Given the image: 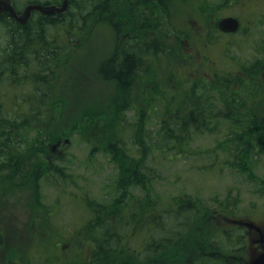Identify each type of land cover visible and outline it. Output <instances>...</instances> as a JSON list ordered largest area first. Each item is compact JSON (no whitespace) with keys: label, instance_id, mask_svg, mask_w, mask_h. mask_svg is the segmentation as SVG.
<instances>
[{"label":"rangeland","instance_id":"374dc122","mask_svg":"<svg viewBox=\"0 0 264 264\" xmlns=\"http://www.w3.org/2000/svg\"><path fill=\"white\" fill-rule=\"evenodd\" d=\"M133 1L136 0H121L123 10H131L136 28L140 21ZM221 1L214 0L212 10L216 13H205L202 9L198 13L197 5L201 6L198 0L169 5L165 18L186 35L181 39L173 36L164 37L167 40L163 41L162 38L165 49L171 52L145 57L128 76V81L120 84L123 94L117 82L109 79V76L113 77L114 67H109L107 76L103 68L112 57H118L116 64L121 62L125 42L122 40L119 44L106 23L94 30L81 45L80 41H75L65 51L66 63L54 67V84L49 89L47 82L42 86L43 91L48 90L54 97V107L49 113L56 108L63 112H54L50 116L52 123L43 128L53 130L54 141H57L74 122L83 121L82 114L86 112L96 110V114L103 112L109 117L105 124L87 123L79 132L71 133V144L52 161H48L47 156L44 167L47 173L37 181L22 187L6 189L0 186V264H9L5 259L8 254L12 257L11 264H89L88 258L94 249L98 250L95 252L97 257L103 255L101 245L91 239L92 235H88L87 245L83 242V237L90 234L89 228L84 226L87 220L96 216L97 212L93 211L96 209L103 211L100 212L103 218L113 222L108 234L118 233L117 226L121 233L117 236L121 240L116 242L121 252L110 255L109 260L96 259V264H142L146 255L140 252L139 246L147 238L140 234V224L137 220L127 223L130 216L122 214L119 218L126 220L122 224L129 225L122 227L115 223L111 214L124 205L132 206L137 199L146 201L147 195L151 198L152 194L167 204L166 209L175 196L200 200L204 208L207 207L208 213H203V209L197 218H203L204 224L196 229L208 243L209 252L224 250V245L220 244V249L217 244L210 243L214 235L224 234L225 238V233L244 229L240 231L245 235L244 251L227 253L228 261L211 257L210 264H247L262 253L263 248L256 240L260 239L259 230L264 233V3H258L261 5L259 10L255 8L258 4H253L256 2L243 0L238 5H225L219 11ZM27 4V0H18L21 11ZM228 15H234L242 22L239 32H219V20ZM142 34L147 40L146 32ZM227 56L233 60L224 59ZM222 67L235 74V80H230V89L235 95L242 89L240 81H244L249 90L258 91L260 84V93L242 94L250 98L248 103L237 98L243 112V125L251 128V124H258L262 128V132L250 136L255 142L253 149H247L246 143L236 139L244 127L233 124L226 117L228 107L220 101H215L218 104L212 110L215 118L211 116L208 128L188 120V126L181 129L183 134L178 136L183 143L174 146L175 143L161 139L164 119L168 120L179 106V102L169 101L165 92L171 88L177 93L181 90V80L185 79V82L192 80L193 86L198 87L195 97H200L201 89L210 85L209 80L202 81L201 77H208L212 72L221 75L223 71L219 69ZM117 95H122L115 101H121L120 105L116 104L119 110L112 108ZM180 95V99H187L185 94ZM215 96L218 94L213 92L210 98ZM155 108L157 111H153ZM187 112L177 111L176 115L181 114L182 118ZM26 135L32 141L41 138L35 130ZM137 136L148 153L143 159L148 186L146 190L130 187L123 192L119 188L120 170L112 156L106 153V144L111 139L117 140L131 157L140 158V147L135 144ZM243 155L247 162H242ZM142 216L139 213V217ZM98 233L105 241L106 235L102 231ZM233 246V243L228 244L230 250ZM135 250H139L137 257ZM35 255L41 259L31 261ZM53 255L62 259L50 261ZM231 256H237V261ZM179 257L181 255L176 256ZM177 264H182V259L177 260Z\"/></svg>","mask_w":264,"mask_h":264},{"label":"trees","instance_id":"16d2710c","mask_svg":"<svg viewBox=\"0 0 264 264\" xmlns=\"http://www.w3.org/2000/svg\"><path fill=\"white\" fill-rule=\"evenodd\" d=\"M188 1L190 0L133 1L136 4L135 12L139 15L137 19L140 21L139 27L136 28L134 27L135 21L131 19V10H123L121 0H69L67 13L44 16L39 12H34L30 22L26 25L18 24L10 14L4 13L1 15L0 186H4L6 189L8 187H22L37 181L47 173V170L44 169L45 162L47 156L52 154L51 148L54 142L57 143L63 137L70 136L73 132H79L83 127H86L87 123L94 126L105 124L106 118L109 117L103 112L96 114V110H91L92 112L90 113L86 112L82 114L83 121L74 122L75 124L65 130L62 138L57 141H54L53 130L46 131L43 128V125L52 123L50 116L54 112L62 114L63 111H59L56 108L51 111V114L49 113V109L54 107V97L50 95L48 90L43 91L42 86L47 82L49 89L54 84V67H60L66 63L64 58L66 55L65 51L73 46V42L80 41L81 45L103 23L111 27L116 40L119 41V44L123 40L125 46L121 53V62L116 64L119 62L118 57H112L104 64L103 70L107 76L109 67H114L113 77L109 76V79L117 82L120 93L123 94V87L120 84L128 81V76L132 74L131 72L136 71V65L140 64L145 57L171 52L168 48L167 50L165 49L164 44L161 42L162 38L165 41L167 39L164 37L170 38L174 36L176 39H181L186 35L184 32L181 33L182 29L175 28L165 16L169 11V9L167 10L169 5H181ZM198 1L201 2V6L192 2V4L198 6V13L200 9L205 13L215 12L212 10L214 0ZM242 1L223 0L220 2L219 11L225 5H238ZM37 2L49 5L54 4L56 1L27 0V3ZM254 2H256L254 4L256 5L264 3V0H254ZM14 5L18 11L21 10L18 7V0H14ZM259 6L261 5L258 4L255 8L259 9ZM254 13L252 14L254 15ZM258 15L260 16L261 14L259 13ZM142 32H146L147 40L143 37ZM149 37L151 40H149ZM205 59L208 60V58ZM224 59L231 61L232 57L227 56ZM223 61L225 64H229V62ZM243 68L245 69L246 66H243ZM219 70L223 71L221 75L212 72V75L208 77H201L200 80L202 81L209 80L210 85L208 84L209 86L201 89L200 97H195L199 89L193 86L192 80L187 82H185V79L181 80V90L177 93L171 88L165 92L169 101L173 99V102H179V106L171 112L168 120L164 119V128L160 132L162 133L161 139L175 143L174 146L183 143L178 136L183 134L180 130H185L188 126V120H192L191 123H197L198 126L204 124L205 126L202 125V128H208L211 116L215 118L213 115L214 111H212L218 105L215 104V101H220L228 107L226 117H229L233 124L244 127L242 133L236 136V139L241 141V143H246L247 149H253L255 142L250 136L253 133L262 132V128L258 124H251V128L248 125H243V112L238 107L237 98L248 103L250 98L247 99L242 94L250 91L253 95L260 93V84H258V91L256 89L249 90L245 82L240 81L242 89L235 95L230 89V82L232 79L233 81L235 80V74L228 73L227 70H224V67ZM230 75L232 76L230 77ZM196 84L198 85L199 82H196ZM213 92H216L218 96L210 98ZM182 93L187 96V99H180L182 96L180 94ZM121 96L117 95L113 100L114 107L112 108L115 110H119L116 104L120 105L121 101H115ZM146 100L149 101V98H146ZM182 110H187L188 112L181 118V114L176 115V112ZM247 110L251 112L252 108H247ZM153 111H157V108ZM140 113L144 115V111ZM217 117L219 118V116ZM183 118H186V120L184 121ZM30 130L38 131L41 138L34 141L29 139L26 134ZM195 131L197 132L198 128ZM248 132L249 134H246ZM50 133H52V136ZM185 139L189 140L186 135ZM113 140L111 139L106 144L105 151L112 156L120 170L119 188L123 192H127L130 187L146 190L148 179L144 172L143 159L147 157L148 153L145 152L142 140L139 136L135 137V144L137 143L136 146L139 145L140 147V158L131 157L121 143ZM110 143L114 144L110 145ZM143 155L145 157H141ZM246 159V155H243L242 162H247ZM242 170L249 174L248 170L243 168ZM157 197L152 194V197L149 198V195H147L146 201L137 199L132 202V206L124 205L123 208L111 214L116 219L115 223L121 224L122 227L125 226L122 223L126 222L124 218H119L122 217V214L130 216L127 223L130 224L131 221L137 220L140 224L139 232L147 238L139 246L140 252L146 255L141 263L177 264V260L182 259V264H210L209 261L212 262V259L208 256L210 252L207 251L209 245L204 241L201 233L197 232L199 229H196L204 224L205 220L203 218H197L203 209V213H208L207 207L204 208L200 200H187L184 197L175 196L169 202V205L171 204L170 207L166 209L167 204ZM114 205H116V202ZM93 211H96L97 214L96 216L92 214V220H87L88 223L84 228L87 230L89 228L90 234L87 233L83 237V242L87 245L88 242L85 241L88 240V235H92L93 238L91 237V239L101 245L100 250H102L103 255L97 257L95 252L98 250L94 249L91 252V257L88 258L89 264H96L95 260H100L103 257L109 260L110 255L121 252V248L116 243L121 240V237H117L120 233L119 227L114 226L118 233L108 234L113 222L107 217H105L106 219L103 218V214L100 213L103 211L100 209ZM139 213L144 216L139 217ZM127 226L129 225L126 224L125 228ZM128 228L134 229L132 227ZM241 230H236V232L230 234L225 233V238L224 234L214 235L210 243L212 245L217 244L220 249V244L224 245L222 247L224 250H221L223 254L239 251L237 249L238 246H245L244 236L240 233ZM98 231H102L106 235L105 241H102V235ZM192 232L194 233L191 234ZM230 243L234 244L233 250L228 247ZM134 249H137V247H134ZM135 251V257H137L139 250ZM178 255H181V257L176 258ZM57 259L62 258H54L53 255L50 261L56 262ZM31 261H35V257ZM115 264L125 263L116 262Z\"/></svg>","mask_w":264,"mask_h":264},{"label":"water","instance_id":"95a60500","mask_svg":"<svg viewBox=\"0 0 264 264\" xmlns=\"http://www.w3.org/2000/svg\"><path fill=\"white\" fill-rule=\"evenodd\" d=\"M69 7V0H64L63 3L58 5H43V4H29L19 14L15 9L12 0H0V16L3 13L10 14L19 24L26 25L30 22L33 12L37 11L42 15L49 16L55 14H64ZM218 27L228 33L236 32L240 27V22L235 17H225L218 23ZM68 141V140H67ZM69 143V141H68ZM259 232H261L259 230ZM262 239L260 242L264 244V236L261 232ZM251 264H264V252L259 255Z\"/></svg>","mask_w":264,"mask_h":264},{"label":"flooded vegetation","instance_id":"af4514ba","mask_svg":"<svg viewBox=\"0 0 264 264\" xmlns=\"http://www.w3.org/2000/svg\"><path fill=\"white\" fill-rule=\"evenodd\" d=\"M251 1H254V0H251ZM62 3H63V0H61L60 2H57V3H54V5H58V6H60ZM253 4H255V3H253ZM241 25H242V22H241ZM218 34H219V33H218ZM207 45H209V43H207ZM232 60H233V59H231V61H232ZM56 153H57V154H62L63 152L59 149V151L57 150ZM207 255H208V254H207ZM208 256L213 257L214 259H218V258H220V259H225V260H227V261L229 260V259H228L229 256L223 254V253L220 252V251H217V252H210ZM34 257H35V260H39V259H41V257H39V256H37V255H35ZM226 257H228V258H226ZM231 257H232L233 259H235V260L238 259L236 256H231ZM5 259L9 262V264L12 263V257H11L10 254H8V255L6 256ZM15 263H16V264H19L18 262H15Z\"/></svg>","mask_w":264,"mask_h":264},{"label":"bare ground","instance_id":"6f19581e","mask_svg":"<svg viewBox=\"0 0 264 264\" xmlns=\"http://www.w3.org/2000/svg\"><path fill=\"white\" fill-rule=\"evenodd\" d=\"M35 4H40V3H35Z\"/></svg>","mask_w":264,"mask_h":264}]
</instances>
